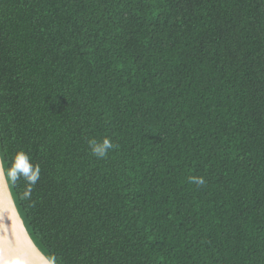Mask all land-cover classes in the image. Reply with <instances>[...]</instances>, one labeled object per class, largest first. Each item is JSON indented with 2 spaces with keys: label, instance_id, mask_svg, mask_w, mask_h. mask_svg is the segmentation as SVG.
I'll return each mask as SVG.
<instances>
[{
  "label": "trees",
  "instance_id": "trees-1",
  "mask_svg": "<svg viewBox=\"0 0 264 264\" xmlns=\"http://www.w3.org/2000/svg\"><path fill=\"white\" fill-rule=\"evenodd\" d=\"M0 153L53 264H264V0H0Z\"/></svg>",
  "mask_w": 264,
  "mask_h": 264
},
{
  "label": "water",
  "instance_id": "water-1",
  "mask_svg": "<svg viewBox=\"0 0 264 264\" xmlns=\"http://www.w3.org/2000/svg\"><path fill=\"white\" fill-rule=\"evenodd\" d=\"M0 264H53L31 237L13 197L0 153Z\"/></svg>",
  "mask_w": 264,
  "mask_h": 264
},
{
  "label": "clouds",
  "instance_id": "clouds-1",
  "mask_svg": "<svg viewBox=\"0 0 264 264\" xmlns=\"http://www.w3.org/2000/svg\"><path fill=\"white\" fill-rule=\"evenodd\" d=\"M89 146L92 154L100 159L107 157L109 151L115 147L111 139L108 137L99 141L96 139H90ZM8 175L13 182L18 181L21 178L27 182L28 186L21 194V198L27 199L31 196L32 186L35 185L40 178V167L31 162V158L26 152L20 150L12 159L11 165L8 169ZM190 182L195 183L196 185L205 184L203 177H190Z\"/></svg>",
  "mask_w": 264,
  "mask_h": 264
}]
</instances>
